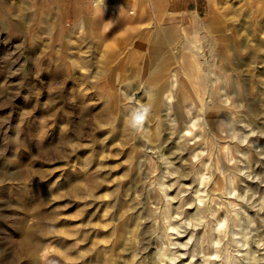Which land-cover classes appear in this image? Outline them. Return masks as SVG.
Segmentation results:
<instances>
[{"label": "rangeland", "instance_id": "rangeland-1", "mask_svg": "<svg viewBox=\"0 0 264 264\" xmlns=\"http://www.w3.org/2000/svg\"><path fill=\"white\" fill-rule=\"evenodd\" d=\"M33 12L0 0V264H264V23Z\"/></svg>", "mask_w": 264, "mask_h": 264}, {"label": "crops", "instance_id": "crops-1", "mask_svg": "<svg viewBox=\"0 0 264 264\" xmlns=\"http://www.w3.org/2000/svg\"><path fill=\"white\" fill-rule=\"evenodd\" d=\"M28 3L33 4V14L49 19L44 30L50 33L52 42L58 38L61 47L69 46L68 32L76 30L72 22L78 17L101 16L106 12L120 18L134 14L145 21L154 20L156 30L182 28L188 32V38L217 19L228 21L234 16L237 21L242 17L243 23H264V0H28Z\"/></svg>", "mask_w": 264, "mask_h": 264}, {"label": "clouds", "instance_id": "clouds-1", "mask_svg": "<svg viewBox=\"0 0 264 264\" xmlns=\"http://www.w3.org/2000/svg\"><path fill=\"white\" fill-rule=\"evenodd\" d=\"M142 120H143L142 116L136 117V122H142Z\"/></svg>", "mask_w": 264, "mask_h": 264}]
</instances>
